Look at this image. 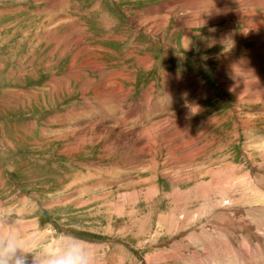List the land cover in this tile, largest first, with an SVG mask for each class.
<instances>
[{"label":"rangeland","instance_id":"374dc122","mask_svg":"<svg viewBox=\"0 0 264 264\" xmlns=\"http://www.w3.org/2000/svg\"><path fill=\"white\" fill-rule=\"evenodd\" d=\"M248 1L0 0V220L48 251L72 233L95 264H262L264 1Z\"/></svg>","mask_w":264,"mask_h":264},{"label":"clouds","instance_id":"9594fccd","mask_svg":"<svg viewBox=\"0 0 264 264\" xmlns=\"http://www.w3.org/2000/svg\"><path fill=\"white\" fill-rule=\"evenodd\" d=\"M195 107L191 111L195 114ZM59 247H33L13 232L10 221L0 220V264H95L89 242L72 233H63Z\"/></svg>","mask_w":264,"mask_h":264},{"label":"bare ground","instance_id":"6f19581e","mask_svg":"<svg viewBox=\"0 0 264 264\" xmlns=\"http://www.w3.org/2000/svg\"><path fill=\"white\" fill-rule=\"evenodd\" d=\"M248 1V0H247ZM261 1V0H260ZM264 1V0H263ZM249 2V1H248ZM257 2H258V0H257ZM249 4V3H248ZM213 5V4H212ZM250 5H251V3H250ZM192 6H194V5H192ZM201 6V5H200ZM199 6V7H200ZM166 7V6H165ZM198 7V8H199ZM208 8V7H207ZM240 8H241V6H240ZM248 8V7H247ZM256 8V7H255ZM259 8V7H258ZM197 9V8H196ZM224 9V8H223ZM235 9H237V8H235ZM263 9V8H262ZM198 10V9H197ZM157 11V10H156ZM235 11H237V10H235ZM242 11V10H241ZM255 11V10H254ZM257 11V10H256ZM158 12V11H157ZM217 12V11H216ZM229 12V11H228ZM246 12H248V11H246ZM150 13V12H149ZM153 13V12H152ZM209 13H211V12H209ZM240 12L238 11V14H239ZM206 14V13H205ZM226 14V13H225ZM224 14V15H225ZM229 14V13H228ZM249 14L251 15L250 17H254V15L255 16H257L256 15V13H254V15H253V13H251V12H249ZM249 14H247V15H249ZM165 15V14H164ZM231 15H232V13H231ZM260 16V15H259ZM211 17V16H210ZM215 17V16H214ZM222 17V16H221ZM249 17V18H250ZM261 17L263 18L261 21H262V23L261 24H263V20H264V11H263V13H262V15H261ZM255 18V17H254ZM245 19V18H244ZM209 20V19H208ZM236 22V21H235ZM259 22V21H258ZM219 23V22H218ZM166 24V23H165ZM165 24H163L164 26H165ZM153 31H158L159 29L157 28V27H159L161 24H155L154 22H153ZM162 25V26H163ZM228 26V25H227ZM261 27V26H260ZM66 28H67V26H66ZM249 31V30H248ZM251 31V30H250ZM227 33V32H226ZM254 33V32H253ZM251 36V35H250ZM62 41V40H61ZM258 42V41H257ZM263 44V43H262ZM63 45V44H62ZM185 46V45H184ZM262 47V46H261ZM264 50V49H263ZM264 53V52H263ZM143 62L145 63L144 64V66H146V68H148V63H149V61H147V60H143ZM248 62V61H247ZM234 65V64H233ZM248 65V64H247ZM234 66H232V67H230V68H233ZM249 67V66H248ZM243 68V67H242ZM241 68V69H242ZM96 70V72H100V71H102V68L101 67H96L95 68ZM231 70H234V69H231ZM236 71V70H235ZM234 71V72H235ZM247 73H248V71H246ZM232 73H233V71H232ZM235 73H237V72H235ZM246 73V74H247ZM75 76V75H74ZM79 76V75H78ZM77 76V77H78ZM113 77H115V76H113ZM80 78V77H79ZM119 78H122L121 76L119 77ZM263 79V78H262ZM237 80V79H236ZM116 81V80H115ZM244 81V80H243ZM242 81V82H243ZM106 82H107V80H106ZM110 82L111 83H113L111 80H110ZM245 82H247V81H245ZM109 83V82H108ZM234 83H235V81H232V83H230L229 84V86L231 87L229 90H232L233 89V91H234V94L236 93V95L238 96V92H236V89H235V85H234ZM248 83V82H247ZM251 83H252V81H251ZM116 84V83H115ZM111 85V84H110ZM113 85V84H112ZM252 85V84H251ZM237 88V87H236ZM239 88V87H238ZM117 89V90H116ZM116 89L115 88H113V89H111V90H109L108 92H105L104 94H102V95H104V97L105 98H107V99H113L117 104H118V102H117V92L121 89V87L120 86H118V85H116ZM246 89V88H245ZM256 89V88H255ZM264 89V88H263ZM111 91V92H110ZM253 91V90H252ZM252 91H249V93H251ZM128 93V92H127ZM241 93V92H240ZM254 93H256V92H254ZM258 93V92H257ZM257 93H256V96L254 97V99L256 98L257 99V101L258 100H260V98H263L264 99V92L262 93L263 95H260L261 94V92H259L258 93V95H257ZM183 94V93H182ZM247 94V93H246ZM260 95V96H259ZM242 95H240V97H241ZM258 96H259V98H258ZM170 97V96H169ZM236 97V96H235ZM252 98V97H251ZM245 99V98H244ZM105 101H109V100H105ZM119 101V100H118ZM253 101V100H252ZM107 103V102H106ZM108 103H110V101L108 102ZM247 103V102H246ZM255 104V103H254ZM103 106L105 105V104H102ZM107 105H109V104H107ZM108 107H112L113 108V105H112V103H110V105L108 106ZM106 110V109H105ZM149 114V113H148ZM193 115V114H192ZM142 119H143V117H142ZM148 121V120H147ZM170 121H167V120H164V122H162L161 121V125H167L168 123H169ZM119 123V122H118ZM155 123V122H154ZM120 124V123H119ZM148 125L146 126V128L144 129V134H142V137L145 139V142H147V143H150L151 141H152V139L154 138L153 136L154 135H152V133H148V132H146V131H149V130H152L151 132H154V134H155V137L157 138L158 136H159V131L160 130H163L162 128H160L159 130L157 129V125H159V124H157V122H156V124H155V126H151L150 124H151V122H148L147 123ZM138 125V124H137ZM149 126H151V127H149ZM160 126V125H159ZM91 128V127H90ZM166 130H168V129H166ZM143 132V131H142ZM70 133V132H69ZM167 134V133H166ZM163 135V134H162ZM166 136V135H165ZM160 138V137H159ZM166 138H168V137H166ZM163 139V138H162ZM168 139H170V137L168 138ZM168 139H165L164 141H161V142H165V144H166V142H168ZM167 140V141H166ZM258 141V140H257ZM108 142H110V144L112 143V140H109ZM256 142V141H255ZM155 143H156V141H155V139H154V141H152V144H154L155 145ZM168 143H170V141L168 142ZM262 143V142H261ZM151 144V143H150ZM150 144H148L149 146H150ZM168 145V144H167ZM258 145H259V143H258ZM146 145L144 144L143 145V147H145ZM260 146V145H259ZM262 146V145H261ZM264 146V145H263ZM167 147V146H166ZM249 148V147H248ZM260 148V147H259ZM263 148V147H262ZM142 149V148H141ZM145 149V148H144ZM261 149V148H260ZM264 149V148H263ZM139 150V149H138ZM251 150H252V148H251ZM142 151V150H141ZM143 152V151H142ZM145 152V151H144ZM138 155V154H137ZM137 155H136V157H137ZM143 155H144V153H143ZM138 159V158H137ZM136 161V160H135ZM182 163V162H181ZM153 165H154V169H156L157 170V165L156 164H154L153 163ZM156 165V166H155ZM170 167H173V165L172 166H170ZM169 167V168H170ZM174 168V167H173ZM187 168V167H186ZM167 169V168H166ZM171 170H172V168H170ZM153 169L151 168L150 169V172H152L153 173V171H152ZM156 170H154L155 172H156ZM180 171V170H179ZM196 171H200L199 169H195L194 170V172L191 174V175H193V176H196V174L197 173H195ZM154 172V173H155ZM213 172V171H212ZM202 173V172H201ZM214 173V172H213ZM218 173V172H217ZM216 173V174H217ZM208 174L209 175H211L212 177H213V175H215V176H218V175H216V174H211V172L209 171L208 172ZM219 174V173H218ZM156 176V175H155ZM160 176V175H159ZM174 176V175H173ZM153 177H154V174H153ZM179 177V176H178ZM165 179V178H164ZM154 180H155V178H154ZM166 180V179H165ZM144 181V180H143ZM149 181V180H148ZM216 181V180H215ZM145 182H146V180H145ZM150 182H152V180H150ZM210 183H212V182H210ZM153 185V184H152ZM209 186V185H208ZM222 186V185H221ZM153 187V186H152ZM217 187V186H216ZM214 188H215V186H214ZM222 189V188H221ZM148 192H149V190H148ZM151 192V191H150ZM152 193V192H151ZM152 195V194H151ZM221 195V194H220ZM232 202V201H231ZM226 205V204H225ZM237 205V204H236ZM239 205V204H238ZM229 206V205H228ZM223 209V208H222ZM240 209V208H239ZM263 210V209H262ZM217 212V211H216ZM171 214V213H170ZM251 214V213H250ZM172 216V215H171ZM161 220L163 221V222H165V219H162L161 218ZM173 224V223H172ZM171 225V224H170ZM172 226V225H171ZM220 236V235H219ZM257 247V246H256ZM255 256H257L256 254H255ZM244 259H245V257H244ZM264 260V253L263 254H261V261H263ZM246 260V259H245ZM249 262V261H248ZM192 264V263H191ZM262 264H264V262H262Z\"/></svg>","mask_w":264,"mask_h":264}]
</instances>
